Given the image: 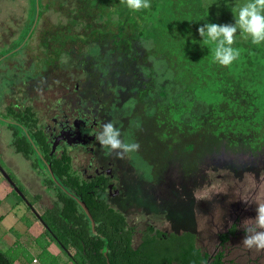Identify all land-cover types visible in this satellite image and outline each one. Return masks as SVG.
<instances>
[{"label":"rangeland","instance_id":"rangeland-1","mask_svg":"<svg viewBox=\"0 0 264 264\" xmlns=\"http://www.w3.org/2000/svg\"><path fill=\"white\" fill-rule=\"evenodd\" d=\"M51 1L42 0V3ZM229 1L234 9L246 2ZM213 4L212 7L221 12L229 8L223 1ZM72 5L67 4L62 8ZM29 7V0H0V56L6 52L12 41L16 40L17 43L23 39L24 29L30 22ZM55 8H59L56 3L44 13V19L37 25L38 29L56 24V13L53 12ZM226 16L230 21L234 15ZM75 32L86 31L78 28ZM113 38H100L101 44L89 46L82 45L79 39L66 41L58 57L51 60L46 56L52 50L48 52L41 45V35L37 31L23 49L13 53L14 55H2L0 116L6 115L4 109L7 105L31 104L36 107L43 121L51 125L50 118L53 114L60 115L63 111L69 113L75 105L74 97L65 95L62 89L58 88L61 75L66 70H77L79 73L81 68L86 69L85 72L89 76V88L97 84L103 87L104 94L108 89L114 95L121 96L132 95L136 88L143 87L140 81L137 82V78L148 84L149 79L154 76L155 80L150 83L153 84V93L162 91V103L171 97L173 102H177L176 93L180 87L172 80L173 72L156 58L150 56L145 65L132 70L121 71L116 68V59L106 52L107 46L103 44ZM126 38L138 41L140 47L146 46L145 40L140 37L134 39L131 36H123L120 39L127 40ZM110 68L115 69L109 70ZM119 89L120 92H117ZM196 95L201 100L198 104L205 105L213 94L200 89ZM110 96L111 94L104 95L102 98L106 105L103 115L114 123L122 118L120 123L116 124L122 133L121 138L139 143V150L119 159L114 153L107 155L106 150L96 143L95 147H100L98 152L95 149L93 153H89L77 147L70 151V155L72 166L76 170L86 167L91 158H94L93 166L104 164L108 167L106 161L111 160L113 165L110 167L114 170L113 183L116 187L124 189L128 194L127 186L130 182L132 188L141 192L142 200L153 213L141 209L133 201L118 205L114 200L108 199L113 207L124 214L127 224L133 227L132 246L136 247L139 234L147 222L165 231L173 229L169 225L171 223L193 222L192 226L186 227L193 228L196 232L197 247L211 254L218 245L217 235L225 231L233 221L234 215H237V232L222 247L224 262L264 264V250H250L241 244L245 237L243 222L246 219H254L256 204L264 203V139L261 146L255 150L242 143L231 145L225 135H215L212 121L179 116L178 112L182 111V106L165 111L166 106L160 108L152 104L151 109H146V104L142 107L143 104L134 103L132 100H135V95H132L129 96L132 100L126 107L116 110L112 106L114 102ZM189 102L186 100L181 105L186 107L188 104L192 112L193 104ZM193 111L198 114L196 107ZM11 140L10 128L0 119V165L17 181L31 170L29 162L22 154L12 150ZM91 171L92 169H89V172ZM119 182L124 184L120 186ZM35 184L37 185V182ZM34 190L39 191L40 188L36 187ZM0 192L6 193L0 200V214L5 215L0 222V235H7L8 227L11 226L17 240L26 235L22 232L29 224L36 222V214L22 198H18L19 195L13 192L1 172ZM127 194L125 199L129 195ZM138 194L136 192V195ZM40 195L41 199L37 205L39 211L51 204V198L43 191ZM190 209H193L194 214ZM39 241L32 251L27 250L28 247L19 241L10 248H5V243L0 241V249L14 256V263L17 264H41L42 259L49 261L45 252L53 255L58 264H73L55 242L49 246L51 241L47 245L41 238ZM33 254L38 263L32 262Z\"/></svg>","mask_w":264,"mask_h":264},{"label":"trees","instance_id":"trees-1","mask_svg":"<svg viewBox=\"0 0 264 264\" xmlns=\"http://www.w3.org/2000/svg\"><path fill=\"white\" fill-rule=\"evenodd\" d=\"M219 1L229 7L223 10L225 13L212 7L213 3ZM29 3L30 25L35 16V0H29ZM55 3L59 7L53 11L56 13V24L38 29L41 45L48 52L52 50L46 58H57L70 37L78 38L82 45L88 46L101 44L100 38L114 37L116 40L113 38L103 44L107 46L106 52L116 59V68L132 70L145 65L151 56L173 72L172 80L180 87L176 93L177 102H173L171 97L162 103V91L153 93V84H150L155 80L154 76L148 84L137 78L143 87L135 89V100L131 99L133 102L145 101V107L143 103L141 106L146 109H151L152 104L160 108L166 106L165 111L182 106L179 116L212 121L215 135H225L229 144L242 143L251 150L261 146L264 139V44L253 45L250 39H243L238 32L233 47L240 50V57L232 65L223 67L213 62L209 47L201 46L202 38L198 33V28L205 23H234V16L230 21L226 16L233 15L231 1L151 0L150 9L132 12L120 0H52L45 3L38 0V23ZM71 3V7L62 8ZM78 28L86 32H75ZM28 30L29 26L24 29L23 38ZM32 35L33 32L29 34ZM123 36L140 37L145 40L146 46L140 47L138 41L127 38L121 40ZM200 89L213 94L205 105L198 104L201 100L196 93ZM186 100L193 104L192 112L188 104L186 107L181 105ZM195 107L198 114L193 111ZM4 110L6 115L2 116L11 121L7 124L12 134L10 147L22 154L52 195L50 206L45 207L37 217L44 228L36 239L38 242L39 238L45 245L48 240L55 242L66 256L72 247L74 254L68 259L73 264H152L164 260V251L150 256L145 250V245L155 240L154 237L144 236L142 244L133 248V228L127 224L125 216L104 198L105 187L100 183L101 178L83 179L73 169L67 151L49 156L51 143L39 121L38 111L32 105H9ZM39 154L50 164L54 176L64 188L85 203L95 221V233L76 201L53 182ZM8 174L31 205L40 198L38 194L27 196L22 185L12 174ZM18 198L21 199L20 196ZM235 230L234 223L219 236L221 243ZM172 237L181 246L178 258L183 264H224L223 250L214 255L202 252L195 245L194 236L189 233ZM45 254L49 261L42 259L41 264H58L53 255ZM14 260V256L0 249V264H15Z\"/></svg>","mask_w":264,"mask_h":264},{"label":"flooded vegetation","instance_id":"flooded-vegetation-1","mask_svg":"<svg viewBox=\"0 0 264 264\" xmlns=\"http://www.w3.org/2000/svg\"><path fill=\"white\" fill-rule=\"evenodd\" d=\"M29 23L30 22H28V25ZM32 23L29 25L28 32L30 31V34L33 32V35L32 36L28 35V37H26L28 34L27 32L26 36L20 42H17V45L14 47L13 45L16 43V40L12 41L11 45L7 48L6 52H4L2 55L4 54L14 55L15 52L23 49L26 43L29 44V41L33 39V36L38 31V27H37L38 21L36 22L33 28H31ZM75 39H78V38L70 37L66 40L72 42ZM2 55L0 57L3 58ZM110 70H113V69H110ZM85 71L86 69H82V68L79 70V73L77 72V70H73V71L66 70V72L61 75L62 77H60L58 88L62 89V93H64L65 95L70 96V97L72 96L75 99V100L73 99V101L75 102V105L71 109V112L68 113L66 111H63L61 112L60 115L53 114L50 118L51 125H48L46 121H43V119L41 118V116H39V113H38L39 121L42 123V125L44 126L45 132L48 134V138L50 140L51 146H52L54 139L56 137H59V140L56 145V149L54 150L53 154H59V153H62L63 151H67L68 154H70V151L77 147H80L82 150L89 152V153H93L95 149L97 152L100 151L99 150L100 147H95V144L98 143V141L95 139V136L101 130L102 125L104 123L111 121L110 118H106L105 115H103L102 113L104 106H106L104 102L102 101L103 96L104 95L108 96L109 94H111L109 98H111L112 102H114L112 106L116 108V110L117 109L121 110V108L126 107L127 104L131 102L130 97H132V95H135V92H132V95L131 94L130 95L124 94L123 96L118 95V94L114 95L113 92L109 91L108 89H106V94H104L103 87L97 84L94 86L91 85L92 87L89 88L87 85V79L89 78V76L86 74ZM143 82L145 81H142V83ZM112 88L113 87H111V90ZM125 91H128V89H125ZM117 92H120V89L117 90ZM109 103H111V101H109ZM137 103L146 104L145 101L141 102L138 100H137ZM32 106L36 109L34 105ZM16 107H20V106H16ZM121 119L122 118H119V120L116 121L115 125L116 124L118 125ZM71 159H72V156H71ZM92 161H94V158H91L87 166L83 167L80 170H76L74 168L73 169L77 171L83 179H86V180L92 179V178H97V179L101 178L100 183L102 184V186L105 187L103 195L110 206L112 205L108 201L109 198L114 200L118 205H120V203H123V202L133 201L134 203L138 204V207H140L141 209L148 211L149 213H153V212H150L151 210H149V207L142 200L141 192L136 190L135 188H132L130 185V182L127 186L129 195L124 191V189L120 190V187L119 188L116 187V185L113 183V180L115 178L114 170L112 167H110L113 165V162L111 160L106 161V165H108V167H105L104 164H100V165L97 164L93 166ZM89 169H92V171L89 172ZM123 184L119 182L120 186H122ZM136 192H138L139 194L136 195ZM126 194L128 195L127 199H125ZM223 198L225 199V197ZM116 210L120 211L119 209H116ZM190 212L193 213V209H190ZM237 222H238V216L234 215L233 221L229 224V226L225 229V231L217 235V238H218L217 248L210 255H214L219 250H223L222 247L224 246V244L230 238L234 237V235L237 232ZM192 223L191 222L190 223L189 222L171 223L169 225L172 226L173 229L170 231H165V230H161L159 227H156V225H154L153 223L147 222L142 232L139 234V241L136 247H133V248H137L142 244L144 236L154 237L155 240L145 245L146 252L149 253L148 255L153 256V254L158 253L159 251H164L166 254V257L164 258L163 261H154L152 264H183V261L178 258L181 252V250H179L181 246L178 245V242H175L173 240L172 236L174 235V236L179 237L185 233L192 234L194 236V242L196 245V232L194 231L193 228L186 227L187 225L192 226ZM234 223L236 224V230L234 234L230 235L229 238L224 243H221L219 236L222 235L223 233H226L228 229ZM157 232H159V235L157 234ZM202 252H207V251H202ZM73 254H74V249L70 247L67 251V256L71 257L73 256ZM222 261L224 264H232L231 262L225 263L223 259Z\"/></svg>","mask_w":264,"mask_h":264},{"label":"clouds","instance_id":"clouds-1","mask_svg":"<svg viewBox=\"0 0 264 264\" xmlns=\"http://www.w3.org/2000/svg\"><path fill=\"white\" fill-rule=\"evenodd\" d=\"M132 12L151 8V0H120ZM234 23H205L198 28L202 45L210 48L214 63L228 67L240 57V50L233 47L239 32L243 39H250L253 45L264 44V0H246L232 10ZM122 133L114 122L102 125L95 139L107 155L113 153L117 158L137 152L139 143L121 138ZM254 219L243 222L245 237L241 244L247 249L264 250V203L256 204Z\"/></svg>","mask_w":264,"mask_h":264},{"label":"crops","instance_id":"crops-1","mask_svg":"<svg viewBox=\"0 0 264 264\" xmlns=\"http://www.w3.org/2000/svg\"><path fill=\"white\" fill-rule=\"evenodd\" d=\"M12 150L15 151L13 148H12ZM30 170L31 171L29 174H23V177H21L20 180H17L19 182V184L22 185L23 190L26 191L25 192L26 195L29 197L34 196L36 194L40 195V192L43 191L47 197L51 198L50 201H52V195L42 185L41 177L31 167H30ZM36 182H37V185L35 184ZM36 187L40 188V190L35 191L34 188H36ZM11 189L13 190L12 187H11ZM5 194L6 193L0 192V200H2V198ZM40 199H41V195H40V198L31 205V207L34 210V213L37 214L36 220H35L36 222L31 223V225L29 224V226L23 230L22 234L23 233L26 234L25 236H21L16 240V238L12 232L13 228L11 226L8 227V234L7 235H5V234L0 235V241L5 243L4 244L5 248H10L12 246H15L16 241H19L20 244L24 245L25 247H28L27 250H29V251H32L33 247L36 246L37 241L35 240V238L36 237L38 238L44 231L42 223L37 218V217H39L40 213L43 211V210H41V211L38 210L37 205H38V202L40 201ZM49 206H47V207H49ZM4 217H5V215L3 213L0 214V222L3 221ZM47 240H48V238H47ZM48 242H50V241L48 240ZM51 243H52V241L50 242L49 246L51 245ZM32 262L33 263L39 262L34 254L32 255ZM15 264H17V263H15Z\"/></svg>","mask_w":264,"mask_h":264},{"label":"water","instance_id":"water-1","mask_svg":"<svg viewBox=\"0 0 264 264\" xmlns=\"http://www.w3.org/2000/svg\"><path fill=\"white\" fill-rule=\"evenodd\" d=\"M38 14H39V5H38V0H35V16H34V19H33V23H32V27L33 28L36 24V22L38 21ZM30 34V31L28 32L27 36ZM0 119L6 123H9L11 121L3 118L0 116ZM59 140V137H56L52 143V146H51V149H50V153H49V156H51L54 152V150L56 149V145H57V142ZM39 157L42 159L43 163L46 165V168L48 170V173L51 177V179L53 180V182L58 186L60 187L68 196H70L71 198H73L76 203L80 206V208L82 209V211L85 213V215L87 216V218L89 219L90 221V226H91V230L93 233H95V221L93 219V217L91 216L87 206L85 205V203L80 199L78 198L77 196H75L74 194L70 193L68 190H66L64 188V186L56 179V177L54 176L52 170H51V167H50V164L47 163V161L39 154ZM0 172L2 174V176L6 179V181L11 185V187L13 188V190L25 201V203L27 205H29V207H31V204L28 202L27 198L25 197V195L22 193V191L17 187V185L15 184V182L12 180V178L10 177V175L3 169V167L0 165ZM31 209L33 210V208L31 207ZM34 211V210H33ZM37 215V214H36ZM105 253V252H104Z\"/></svg>","mask_w":264,"mask_h":264}]
</instances>
